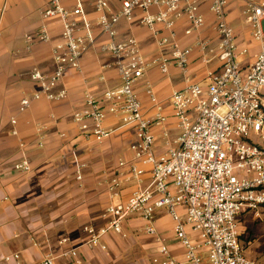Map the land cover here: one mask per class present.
Here are the masks:
<instances>
[{
    "label": "built area",
    "instance_id": "built-area-1",
    "mask_svg": "<svg viewBox=\"0 0 264 264\" xmlns=\"http://www.w3.org/2000/svg\"><path fill=\"white\" fill-rule=\"evenodd\" d=\"M114 2L118 6H113ZM87 4L97 15L95 24L89 19ZM205 4L214 18L217 45L198 40L193 47H182L177 23L185 20V36L201 31L206 25L202 12ZM228 5L229 0H74V7L69 9L63 0H51L42 12L40 29L27 37L28 48L37 42L51 43L48 23H61L60 41L52 49L54 70L50 74L32 72L31 80L40 89L22 98L20 111L42 99L65 100L67 90L56 91L65 73L75 70L82 74V60L95 48L113 60L112 66L105 68H114L120 80V87L107 89L102 99L87 91L82 109L72 114L85 142L101 145L119 131L131 132L136 138L129 145L132 159L121 160L107 184L111 195L117 197L124 190V182L132 183L133 191L126 200L106 208L108 222L104 226L84 229L86 244L92 248L106 250L102 238L109 234L124 236L123 222L132 216L146 222L147 234L158 236L155 221L163 210L173 220L185 261L172 258L164 239L157 237L159 257L152 264H257L244 254L239 218L247 211L258 215L264 208V2L249 3L244 11L253 39L263 43L248 69L239 62L247 50L238 49L234 29L227 20ZM153 8L156 13H152ZM139 12L140 24L150 31L159 50L151 58L143 54L134 36L119 38L120 22L134 23ZM99 37L106 40L98 44ZM195 49L202 53L203 64L216 62L217 68H207L202 82L191 83L171 96L180 136L175 147L159 156L152 128L163 127L167 118L150 84L145 92L157 113L153 119L145 115L136 84L154 67L162 74H168L171 67L186 72ZM104 80L102 76L100 81ZM110 115L118 121L114 129L105 125ZM11 124L15 127L17 120L12 118ZM45 129L40 124L36 128L40 148ZM12 135H18L15 128ZM85 168L84 163L77 165L78 181ZM15 170L28 173L31 166L23 161ZM193 234L198 235L201 245L194 242ZM202 247L207 250V263L200 254ZM39 264H55L54 258L47 256Z\"/></svg>",
    "mask_w": 264,
    "mask_h": 264
},
{
    "label": "crops",
    "instance_id": "crops-1",
    "mask_svg": "<svg viewBox=\"0 0 264 264\" xmlns=\"http://www.w3.org/2000/svg\"><path fill=\"white\" fill-rule=\"evenodd\" d=\"M50 1L0 0V264H39L47 256L53 257L55 264H152L153 259L159 257L157 237L164 239L172 258L184 263L185 250L174 235L173 220L163 210L158 212L155 221L158 236L147 234L146 222L132 216L123 222L124 236L109 234L102 238L106 250L86 244L88 236L84 229L100 228L108 222L105 210L117 196L111 195L107 184L114 177L119 162L132 159L129 145L136 138L131 132L119 131L101 145L85 142L72 121V114L82 109L87 91L102 99L107 89L120 87L116 70L105 68L112 66L113 60L99 54L96 48L84 56L82 74L75 70L65 73L56 89L67 90L65 100L42 99L33 102L29 109L19 110L22 98L40 89L38 83L31 80L32 72L50 74L54 70L52 49L62 33L59 21L48 23L53 37L51 43L37 42L31 48L27 45V37L40 29L42 12ZM63 2L69 9L74 7V0ZM262 2L264 0H229L227 7V20L234 29L238 49L247 50L241 62L245 69L254 62L263 43L253 39L244 11L249 3ZM113 6L118 4L114 2ZM87 11L95 24L97 15L89 4ZM156 12L153 8L152 13ZM202 12L206 25L191 36L184 35L185 20L177 23L182 47H193L198 40L209 41L212 47L217 45L214 18L207 4ZM141 18L139 12L132 24L122 20L118 26L119 38L134 36L143 54L151 58L159 50L150 31L140 24ZM95 34L99 35L97 27ZM105 40L106 37H99L98 44ZM201 57L202 53L195 49L186 72L171 67L168 74H162L154 67L136 84L145 115L153 119L157 113L145 92L150 84L167 118L163 127L152 128L154 149L159 156L175 147L180 136L171 96L191 83L202 82L207 68H217L216 62L203 64ZM102 76L104 81H100ZM12 118L17 120L15 127L11 124ZM39 124L46 127L42 148L38 147L41 139L36 133ZM105 125L114 129L118 121L110 115ZM14 128L17 136L12 135ZM61 134H65V138L60 137ZM23 161L30 164V172L15 170V165ZM79 163L86 164L80 181L76 179ZM132 191V183L124 182L120 201L126 200ZM258 215L250 211L241 215L239 238L244 254L260 264L257 257L262 256L260 247L264 246V208ZM192 237L201 245L197 234ZM200 254L207 263V250L202 247Z\"/></svg>",
    "mask_w": 264,
    "mask_h": 264
},
{
    "label": "rangeland",
    "instance_id": "rangeland-1",
    "mask_svg": "<svg viewBox=\"0 0 264 264\" xmlns=\"http://www.w3.org/2000/svg\"><path fill=\"white\" fill-rule=\"evenodd\" d=\"M245 58H246L245 54L244 55H240L239 62H243ZM113 203L115 205L119 204L120 203V198L119 197H115ZM260 249H261V252H262V256L261 257H257L258 258L257 260L260 262V264H264V246L260 247Z\"/></svg>",
    "mask_w": 264,
    "mask_h": 264
}]
</instances>
